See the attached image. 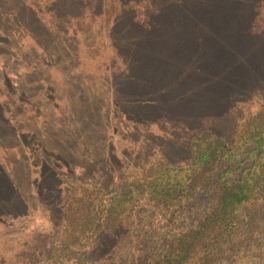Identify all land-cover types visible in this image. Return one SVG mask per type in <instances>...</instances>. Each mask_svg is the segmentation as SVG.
<instances>
[{"label":"rangeland","instance_id":"374dc122","mask_svg":"<svg viewBox=\"0 0 264 264\" xmlns=\"http://www.w3.org/2000/svg\"><path fill=\"white\" fill-rule=\"evenodd\" d=\"M143 4L118 18L106 9L105 17L65 23L71 53L29 50L33 38L0 16V94L8 103L0 115L12 121L0 137V264L40 255L76 186L113 188L159 158L189 164L196 133L232 142L264 107V0ZM30 65L43 74L38 94L25 93ZM54 88L62 93L53 99ZM216 197L203 190L176 208L142 199L104 235L102 259L141 264L149 237L160 242L195 225Z\"/></svg>","mask_w":264,"mask_h":264},{"label":"trees","instance_id":"16d2710c","mask_svg":"<svg viewBox=\"0 0 264 264\" xmlns=\"http://www.w3.org/2000/svg\"><path fill=\"white\" fill-rule=\"evenodd\" d=\"M37 1L48 3L43 7ZM153 1L0 0V16L6 13L12 26L33 38L29 50L42 48L52 54L57 46L60 52L71 53L67 45L63 48L65 33L70 32L65 23L105 17L106 9L118 18L135 5L149 6ZM52 31L59 35L58 40L53 41ZM53 62L54 56L47 55L46 69H55ZM27 71L25 77L31 85L25 93L38 94L37 88L45 84L43 74L31 65ZM4 77L12 87L9 75L5 73ZM51 92L54 99L62 90L58 93L54 88ZM1 94L0 110H5L8 103ZM10 126L12 121L0 115V137ZM191 143L193 159L189 164L171 165L159 158L113 188L76 186L63 205L55 239L43 246L37 257L22 258L13 264H107L102 259V238L117 230L139 201L148 199L176 208L203 190L216 191L212 208L195 225L170 230L160 242L148 236L149 250L141 264H264V241L260 239L264 232V107L244 119L232 142L203 130L193 136Z\"/></svg>","mask_w":264,"mask_h":264}]
</instances>
